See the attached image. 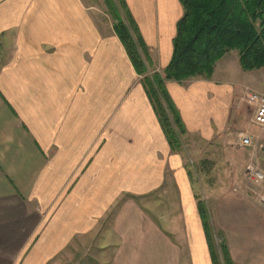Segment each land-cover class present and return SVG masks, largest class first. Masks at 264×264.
I'll return each instance as SVG.
<instances>
[{
	"label": "crops",
	"instance_id": "obj_1",
	"mask_svg": "<svg viewBox=\"0 0 264 264\" xmlns=\"http://www.w3.org/2000/svg\"><path fill=\"white\" fill-rule=\"evenodd\" d=\"M125 1L164 76L181 1ZM81 6L0 0V39L15 50L0 64V264H212L200 201L213 228L214 219L230 226L231 216L264 215L247 193L224 186L242 174L244 153L264 158V138L255 136L252 151L228 135L244 124V90L264 93V68L245 72L230 52L211 79L167 81L187 131L173 152L114 29L110 43H88ZM212 156L219 171L188 170L189 159ZM220 232L235 264H264V232L254 262L245 258L256 239Z\"/></svg>",
	"mask_w": 264,
	"mask_h": 264
},
{
	"label": "trees",
	"instance_id": "obj_2",
	"mask_svg": "<svg viewBox=\"0 0 264 264\" xmlns=\"http://www.w3.org/2000/svg\"><path fill=\"white\" fill-rule=\"evenodd\" d=\"M113 20V29L135 72L142 77L162 130L173 152H180L187 134L167 81L182 83L194 78L211 79L226 54H239L243 71L264 68V0H180L183 16L177 24L174 49L164 76L153 67L148 48L125 0H102ZM212 264H235L223 234L214 232L205 203L198 204Z\"/></svg>",
	"mask_w": 264,
	"mask_h": 264
},
{
	"label": "rangeland",
	"instance_id": "obj_3",
	"mask_svg": "<svg viewBox=\"0 0 264 264\" xmlns=\"http://www.w3.org/2000/svg\"><path fill=\"white\" fill-rule=\"evenodd\" d=\"M81 1H82V6H81L82 10H84L83 8H85L86 12H87V22L85 24V26L87 28V42L93 43V42L101 41L104 44L110 43L108 32H110V31H111V33L113 32V20L110 17V15L108 14L107 9H106L103 1L102 0H81ZM72 25H74V23H72ZM98 29L101 30L100 33L98 32ZM233 52H234V54H237L236 51H233ZM14 54H15L14 41L13 40H10V41L5 40L4 41V40L0 39V64H1V61H3L4 59H9V58L13 57ZM155 69L156 68L153 66L149 70L150 73L152 74L155 71ZM246 105L247 104H244V106H246ZM247 107H248V110H246L245 112L243 111V114H244L243 123L244 124L239 123L238 125L234 126L233 128H229L230 130L228 132H230V133H228V135L230 136L231 141H233L235 134L243 133V132H251L254 134V137L256 136L259 139L264 138V132L251 125V118L253 116V112L250 110V107L248 105H247ZM231 149H232V154H237V150H236V147L234 146V143L231 146ZM263 153H264V148H263ZM251 154H253V152L248 151V152L244 153L243 154V158H245L244 160L249 162V160L251 158ZM256 154H257V151H256L255 155ZM194 158H192L191 160L190 159L188 160V170L190 172H192L194 175H196L197 173H202V172L205 173L207 171L210 172L211 170L213 172L219 171V169L221 168L220 166H222L221 163L216 159L215 156H212L213 161H211L212 159H209V162H205L204 159L196 162ZM247 162L244 166L243 172L240 175V177H238V178L235 177L236 179H234V178L232 179V177L227 176V179L225 180L224 186L227 189V191H229V194H232L233 196H234V194H236V195L239 194V193H235L234 189L238 186L239 183L242 184V181H243L242 176H243L245 167L248 164ZM259 163H260L259 164L260 167L264 169V158L262 160H259ZM226 167L227 166H225V169H228L229 172H231V174L236 169L234 163H228V167L227 168ZM226 172H227V170H226ZM237 176H238V174H237ZM211 180L214 181L215 183H217V181H218L217 178H213ZM218 183H219V181H218ZM243 183H245V182L243 181ZM198 190H199L198 193L201 196L204 195L203 192L201 191V188H199ZM207 206L209 208V204H207ZM223 206L226 207L227 206L226 203H223ZM228 211L231 212V210H228ZM229 212H226L224 214L229 215V216L234 215V214H230ZM235 214H236V212H235ZM235 216H236L238 221H236ZM235 216L234 217L231 216V218H234L235 221L233 222L234 223L233 225L229 226L228 224H225V222L223 220L219 221L218 219H216V221H215V219H214L215 216L213 214L212 219H214V220H211V221L214 225V228H213L214 232L217 234H220L219 233L220 230L228 231V233H230L229 235H232V236H237L235 233H240V235H242V236H239V235L238 236L240 237V239H242V241L245 238H249L248 240H252L251 238L256 239V244L250 243L252 245V247H250L251 249L246 250L247 254H248L247 258H245L244 255L242 254L245 259H247L250 262H254L257 259L256 258L257 254L259 252H261L259 249H257V247L259 245V241H260V240L257 241V239L259 237L258 235H262L264 232V223H262V222H264V218H263L264 215H263V213L262 214L257 213V210H251V214L248 213L247 216H245V215L244 216L241 215L242 217H239V215H235ZM217 222L220 224L218 225ZM243 232L246 235L244 238H243V236H244ZM235 238H237V237H234L233 239L235 240ZM220 239L223 240V238L217 237L216 243L222 242ZM69 262L72 264H78L77 261H75V260H70Z\"/></svg>",
	"mask_w": 264,
	"mask_h": 264
},
{
	"label": "built area",
	"instance_id": "obj_4",
	"mask_svg": "<svg viewBox=\"0 0 264 264\" xmlns=\"http://www.w3.org/2000/svg\"><path fill=\"white\" fill-rule=\"evenodd\" d=\"M241 101L250 107L253 112L251 125L264 131V93L246 88L241 97ZM237 147L242 149L257 150L256 138L250 132H243L237 135ZM252 156L246 165L242 180L234 189L235 193H247L264 210V169ZM64 264H72L70 262Z\"/></svg>",
	"mask_w": 264,
	"mask_h": 264
}]
</instances>
